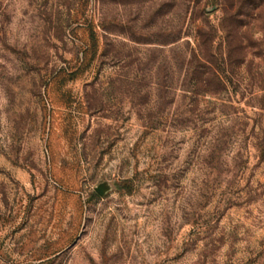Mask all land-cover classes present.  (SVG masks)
Returning a JSON list of instances; mask_svg holds the SVG:
<instances>
[{
	"label": "rangeland",
	"instance_id": "1",
	"mask_svg": "<svg viewBox=\"0 0 264 264\" xmlns=\"http://www.w3.org/2000/svg\"><path fill=\"white\" fill-rule=\"evenodd\" d=\"M0 264H264V0H0Z\"/></svg>",
	"mask_w": 264,
	"mask_h": 264
},
{
	"label": "water",
	"instance_id": "2",
	"mask_svg": "<svg viewBox=\"0 0 264 264\" xmlns=\"http://www.w3.org/2000/svg\"><path fill=\"white\" fill-rule=\"evenodd\" d=\"M110 190H111V185L109 183L100 184L95 189L96 193L101 197H104Z\"/></svg>",
	"mask_w": 264,
	"mask_h": 264
}]
</instances>
